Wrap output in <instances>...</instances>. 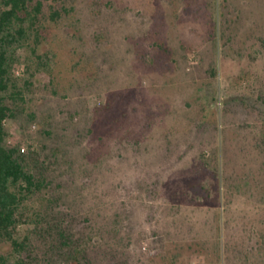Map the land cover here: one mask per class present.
Wrapping results in <instances>:
<instances>
[{"label": "rangeland", "instance_id": "rangeland-1", "mask_svg": "<svg viewBox=\"0 0 264 264\" xmlns=\"http://www.w3.org/2000/svg\"><path fill=\"white\" fill-rule=\"evenodd\" d=\"M37 27L7 143L74 242L31 221L12 264H264V0H45Z\"/></svg>", "mask_w": 264, "mask_h": 264}, {"label": "trees", "instance_id": "trees-1", "mask_svg": "<svg viewBox=\"0 0 264 264\" xmlns=\"http://www.w3.org/2000/svg\"><path fill=\"white\" fill-rule=\"evenodd\" d=\"M43 1L0 0V264H12V256L29 250L33 235L59 238L64 245L74 242L61 219L52 222L48 218L51 216L45 215L52 210L55 199L47 203L43 198L44 210L34 212V217L30 218L28 213L37 200H41L40 196L48 185L47 179L28 166L18 148L7 143L6 123L18 118L19 109L26 101L20 79L13 71L21 62L20 52L31 46L33 34L37 41L40 40L37 24ZM60 16L59 11L53 13V19ZM31 221L35 226L33 235L22 239L20 228ZM9 248L12 253L7 251Z\"/></svg>", "mask_w": 264, "mask_h": 264}]
</instances>
